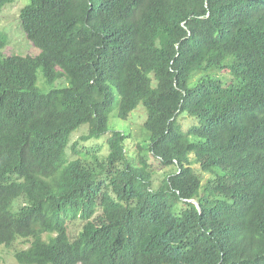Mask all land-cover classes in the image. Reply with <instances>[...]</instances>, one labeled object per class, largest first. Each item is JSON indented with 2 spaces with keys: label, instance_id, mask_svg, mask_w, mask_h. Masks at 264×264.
I'll return each instance as SVG.
<instances>
[{
  "label": "trees",
  "instance_id": "1",
  "mask_svg": "<svg viewBox=\"0 0 264 264\" xmlns=\"http://www.w3.org/2000/svg\"><path fill=\"white\" fill-rule=\"evenodd\" d=\"M20 20L41 51L0 56V247L30 244L19 264H264V0H27ZM139 106L142 142L117 124ZM83 125L107 154L71 143Z\"/></svg>",
  "mask_w": 264,
  "mask_h": 264
},
{
  "label": "rangeland",
  "instance_id": "2",
  "mask_svg": "<svg viewBox=\"0 0 264 264\" xmlns=\"http://www.w3.org/2000/svg\"><path fill=\"white\" fill-rule=\"evenodd\" d=\"M27 0H17L14 3H11L10 5H7L2 14L0 15V32H3L7 35L9 39V44L7 47L0 51V56H10V55H16V56H32L35 57L40 53V49L36 47L27 37L25 34L21 20H20V13L21 9L26 4ZM37 85L45 92L48 91L54 87H62L63 84L60 80L56 81L53 85L46 84L44 77L41 72L38 74L37 78ZM110 119H112V116H110ZM147 119V112L144 109L143 106H139L129 117L127 121L118 120L117 124L118 127L121 129L129 127L131 129L132 134L136 137L138 141H143V124L145 123ZM182 123L184 125H191L192 123H196L192 119L188 118H182ZM114 123L113 120L110 121L111 124ZM87 126L83 125L76 131V133L73 135L72 138V144L76 142L78 145H85L87 147H95L99 144H103L105 146L104 148V154H107V136L105 138L101 139H92L89 141H85L82 138L87 134ZM118 128V129H120ZM166 174L165 172H159L155 175L156 181H160V177L162 175ZM84 223L81 221H78L77 223L74 222V224L70 225V233L73 238H75L83 229ZM30 247V244L24 243L23 241L16 243L11 249L0 247V264H19L16 259V253L18 251H22L25 249H28Z\"/></svg>",
  "mask_w": 264,
  "mask_h": 264
},
{
  "label": "water",
  "instance_id": "3",
  "mask_svg": "<svg viewBox=\"0 0 264 264\" xmlns=\"http://www.w3.org/2000/svg\"><path fill=\"white\" fill-rule=\"evenodd\" d=\"M193 202H194V203H192V204H194V205L196 206L197 210L199 211V210H200V209H199V208H200V207H199V204H198L196 201H194V200H193Z\"/></svg>",
  "mask_w": 264,
  "mask_h": 264
},
{
  "label": "bare ground",
  "instance_id": "4",
  "mask_svg": "<svg viewBox=\"0 0 264 264\" xmlns=\"http://www.w3.org/2000/svg\"><path fill=\"white\" fill-rule=\"evenodd\" d=\"M25 34H26V33H25ZM188 202H190V203H194L193 200L188 201ZM199 209H200V208H199ZM198 212H201V209H200Z\"/></svg>",
  "mask_w": 264,
  "mask_h": 264
}]
</instances>
